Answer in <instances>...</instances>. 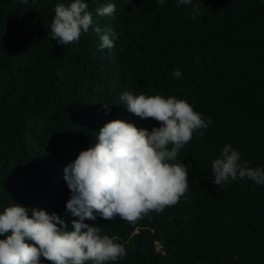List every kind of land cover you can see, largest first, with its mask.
<instances>
[{
    "label": "trees",
    "instance_id": "trees-1",
    "mask_svg": "<svg viewBox=\"0 0 264 264\" xmlns=\"http://www.w3.org/2000/svg\"><path fill=\"white\" fill-rule=\"evenodd\" d=\"M71 2L0 0V214L18 203L55 212L74 230L65 166L109 121L160 126L127 111L125 91L175 96L212 120L178 154L190 164L188 192L134 224L84 222L124 244L127 255L110 264H264V185L212 183V161L227 144L264 169V0L179 8L177 0H84L93 26L114 39L104 50L91 28L65 46L51 39L55 6ZM107 3L114 14L98 16Z\"/></svg>",
    "mask_w": 264,
    "mask_h": 264
},
{
    "label": "clouds",
    "instance_id": "clouds-1",
    "mask_svg": "<svg viewBox=\"0 0 264 264\" xmlns=\"http://www.w3.org/2000/svg\"><path fill=\"white\" fill-rule=\"evenodd\" d=\"M189 4L192 0H177L176 6ZM200 7L193 5V19ZM115 10V4L107 3L95 12L103 17L112 16ZM54 13L50 37L58 45L79 41L91 28L99 36L101 50L115 46L107 31L93 26L92 12L84 0H72L68 6L59 3ZM173 76L179 79L182 73L174 69ZM120 100L130 113L153 119L160 126L149 131L123 120L109 121L97 132L95 143L65 166L64 180L70 190L65 214L79 218L72 221L74 230H65L66 221L55 212L18 203L5 207L0 214V237H4L0 239V264H43L44 260L50 264H110L127 255L124 244L117 237L102 235L100 227L85 220L95 221L99 216L134 224L151 212L158 214L174 206L188 192L190 164L176 162L177 157L194 133L204 135L202 130L211 126V118L175 96L125 91ZM102 107L111 110L108 105ZM212 176L218 186L245 178L264 185V169L241 162L231 144L212 161Z\"/></svg>",
    "mask_w": 264,
    "mask_h": 264
}]
</instances>
